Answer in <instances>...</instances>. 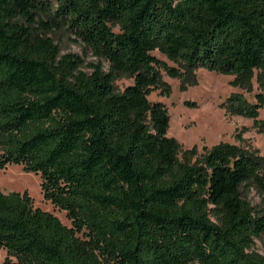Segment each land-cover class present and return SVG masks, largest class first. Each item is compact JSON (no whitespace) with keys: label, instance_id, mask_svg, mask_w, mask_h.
I'll list each match as a JSON object with an SVG mask.
<instances>
[{"label":"trees","instance_id":"trees-1","mask_svg":"<svg viewBox=\"0 0 264 264\" xmlns=\"http://www.w3.org/2000/svg\"><path fill=\"white\" fill-rule=\"evenodd\" d=\"M59 31L108 71L60 57ZM197 69L252 93L223 107L261 132L264 0H0V170L38 175L70 223L0 190L2 264H264L251 251L264 205L242 195L251 185L264 204L263 159L230 144L182 150L148 100L170 94L162 73L184 88ZM119 75L132 80L122 91Z\"/></svg>","mask_w":264,"mask_h":264},{"label":"rangeland","instance_id":"rangeland-1","mask_svg":"<svg viewBox=\"0 0 264 264\" xmlns=\"http://www.w3.org/2000/svg\"><path fill=\"white\" fill-rule=\"evenodd\" d=\"M59 50V56L76 55L81 60L79 71L87 75L93 72L97 64L103 72L108 71V64L103 59L95 57L81 42L75 40L66 32L59 31L49 36ZM160 59L167 61L163 56ZM172 65L170 62H167ZM196 84L181 87L179 80L171 79L162 73L161 80L170 89L166 96L157 89L148 97L150 102H160L164 105L169 118L167 136L174 138L182 150L195 148L197 153L203 154L219 144H230L254 153L264 161V128L255 127L253 120L231 115L223 107L226 98L234 92L243 94L253 102L252 93L243 92L233 88L230 84L231 76L217 75L204 69L195 71ZM132 80L125 76H117L114 86L122 91L130 85ZM255 86H253L254 90ZM193 103L195 107L187 106ZM258 121L264 123V108L258 113ZM40 178L38 175L25 174L20 166H9L0 170V190L3 192H27L35 208L52 213L62 224L69 226L63 212L53 209L45 202L40 191ZM243 198L252 206H263V200L255 187L247 185ZM212 221H215L211 217ZM252 252L264 257V234L254 240ZM5 251L0 250V264L5 258Z\"/></svg>","mask_w":264,"mask_h":264}]
</instances>
